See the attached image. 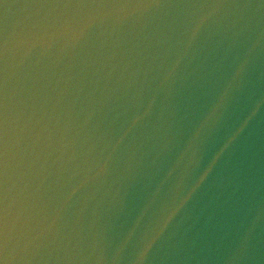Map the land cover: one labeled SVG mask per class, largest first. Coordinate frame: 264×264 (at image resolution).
Returning a JSON list of instances; mask_svg holds the SVG:
<instances>
[{"label":"water","instance_id":"1","mask_svg":"<svg viewBox=\"0 0 264 264\" xmlns=\"http://www.w3.org/2000/svg\"><path fill=\"white\" fill-rule=\"evenodd\" d=\"M0 264H264V0H0Z\"/></svg>","mask_w":264,"mask_h":264}]
</instances>
